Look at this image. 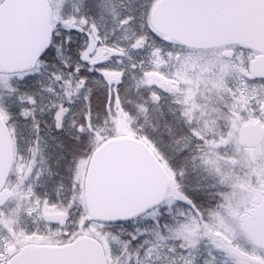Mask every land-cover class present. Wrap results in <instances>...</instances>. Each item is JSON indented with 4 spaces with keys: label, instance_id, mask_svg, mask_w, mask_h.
Returning <instances> with one entry per match:
<instances>
[{
    "label": "snow or ice",
    "instance_id": "obj_1",
    "mask_svg": "<svg viewBox=\"0 0 264 264\" xmlns=\"http://www.w3.org/2000/svg\"><path fill=\"white\" fill-rule=\"evenodd\" d=\"M0 264H264V0H0Z\"/></svg>",
    "mask_w": 264,
    "mask_h": 264
}]
</instances>
